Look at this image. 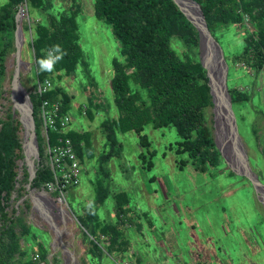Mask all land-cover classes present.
<instances>
[{
	"label": "rangeland",
	"instance_id": "1",
	"mask_svg": "<svg viewBox=\"0 0 264 264\" xmlns=\"http://www.w3.org/2000/svg\"><path fill=\"white\" fill-rule=\"evenodd\" d=\"M93 1L24 0L16 7L22 41L19 80L30 101L40 74L50 81L49 90L66 99L70 121L55 142L69 132L77 133L76 143L69 139L79 146V154L75 153L82 170L79 185L69 187L64 196L68 214L60 207H64L59 201L61 188L51 184L53 180L40 188L29 183L25 131L10 97L17 64L13 30V48L7 52L1 78L0 120L10 112L18 124L19 146L12 148L17 174L8 202L15 214L26 212L31 226L26 244L45 248L42 255L48 260L55 256L54 264H264V192L257 191L234 162L242 157L246 167L238 162L264 185V70L247 60L248 44L255 36L250 17L240 6L239 20L218 28L215 39L227 65L225 84L238 131L233 153L221 145L219 118L206 74L203 84L209 101L203 110V126L217 151V161L201 169L199 161L176 153L178 136L173 127L147 124L142 133L155 155L153 166L146 169L139 159L137 135L119 127L121 113L110 90L112 59L119 58L118 42L109 25L95 17ZM6 2L0 0V6ZM63 13L74 18L72 34L79 57L71 68L56 63L52 71L40 72L37 61L46 49H38L42 28L51 24L52 14ZM46 33L44 39L50 30ZM197 37L196 44L172 37L171 46L184 60L201 64ZM39 167L50 166L38 150ZM39 191L49 198L40 201L41 205L40 197L36 203L33 199ZM82 217L93 223L88 222V231L79 221ZM3 222L0 218V229ZM107 229L113 233L111 251L109 235L102 232V237L97 232ZM93 243L99 251L92 248Z\"/></svg>",
	"mask_w": 264,
	"mask_h": 264
},
{
	"label": "trees",
	"instance_id": "2",
	"mask_svg": "<svg viewBox=\"0 0 264 264\" xmlns=\"http://www.w3.org/2000/svg\"><path fill=\"white\" fill-rule=\"evenodd\" d=\"M23 1L7 0L0 6V86L7 52L13 48L16 7ZM69 1L74 3L76 0ZM195 1L199 3L207 27L217 41L218 28L239 20L241 6L255 28V36L248 44L247 60L264 70V0ZM93 12L98 20L109 25L118 42L119 58L112 59L110 90L114 105L121 113L119 127L122 131L135 132L138 137L141 146L139 159L143 168L150 169L153 166L152 157L155 155L150 150L151 143L147 135L142 133L147 124H152L154 128L173 127L178 136V140L174 142L176 153L186 154L194 163L199 161L201 169H205L204 165L207 163H215L217 151L203 126V110L209 101L208 88L203 84L206 81L205 70L198 62L184 60L171 46L172 37L183 43L196 44L198 31L194 25L173 0H94ZM74 27L73 16L63 13L58 14V17L52 14L51 24H45L42 28L43 39L40 47L38 46L39 50L46 48L42 55L45 57L47 50L53 45H60L66 52L57 66L71 68L79 57V48L73 41ZM47 29L50 30V35L44 39ZM41 77L43 75L40 74L38 79L43 81L44 78ZM57 94V91L49 90L40 97L32 90L30 95L40 157L43 145L37 108L41 99L45 98L61 100L62 108L67 110L66 99ZM17 131L18 124L8 112L0 120V218L4 221L0 229V264H35L31 259V253L35 251L45 260V264H54L55 256L48 260L42 255L47 251L45 248L42 251L26 244L25 238L30 236L31 227L27 222L26 212L15 214L9 210L8 199L17 174L15 155L12 152V148L19 146ZM48 136L49 143L54 144L57 133L50 131ZM66 137L77 142V133L69 132ZM78 149L79 146L76 148L74 145L75 152L79 154ZM154 179L155 177H151V180ZM52 180L51 170L39 167L31 186L40 188ZM39 193L40 191L33 195L34 202ZM40 201L47 202L43 197ZM25 208L29 206L25 204ZM82 218L79 221L88 231L89 223H93ZM97 232L109 235L108 250L111 251L114 248L111 230ZM92 248L99 251L95 243Z\"/></svg>",
	"mask_w": 264,
	"mask_h": 264
},
{
	"label": "bare ground",
	"instance_id": "3",
	"mask_svg": "<svg viewBox=\"0 0 264 264\" xmlns=\"http://www.w3.org/2000/svg\"><path fill=\"white\" fill-rule=\"evenodd\" d=\"M176 1L178 3L179 9L182 10L181 12L185 15V17L187 16L192 22H194V24H196L201 31V65L203 68H205L207 77L209 78L208 84L210 87V93L213 98L212 100L214 103V109L217 112V118H219L217 127H218L219 137L221 138L220 141L222 142L221 145H223V147L227 151L229 148L230 153H233L231 149H232V145L237 146L236 134H238V131L236 127L234 114L229 104L228 96L225 93V88H224V86L226 87L224 82L225 72H224L223 63L219 58V49L217 45L214 43L213 39L209 37L208 34L206 33L197 6L188 0H176ZM214 95H215L216 105L214 102ZM12 97L15 102V105L18 107L19 92L14 91ZM25 117H26V113L23 112L22 119L24 122H27ZM26 124L28 125V123ZM24 138H25L24 149L26 153V158L28 161V165H31L32 164L31 158L34 155V146L30 142L29 135L26 132H24ZM240 153H236V154L240 156ZM222 154L225 155L224 153ZM225 157L227 156L225 155ZM239 160L243 165H245V163L243 162L244 160L241 157L237 159V161L236 160L234 161L235 167L239 169L240 173L249 177V179L252 181L257 191L264 192V185H262L252 173L248 172V170L245 168L246 165L245 167H243V165L238 162ZM30 168L31 167H29V169Z\"/></svg>",
	"mask_w": 264,
	"mask_h": 264
},
{
	"label": "built area",
	"instance_id": "4",
	"mask_svg": "<svg viewBox=\"0 0 264 264\" xmlns=\"http://www.w3.org/2000/svg\"><path fill=\"white\" fill-rule=\"evenodd\" d=\"M50 86L51 83L48 79H44L43 81L37 79L33 85V91L41 97L49 91ZM37 120L39 122L40 133L44 137L45 142L43 152L49 160V168L53 176V182H50L54 186L61 188L59 191V201L64 207L61 205L60 207L64 209L65 214H68L66 210L68 205L64 196L67 194L69 187L79 185L82 170L71 140L68 137H59L54 144H50L48 132L51 131L57 134L64 132L69 124L70 117L68 112L62 108L60 101L44 98L41 99L37 108ZM101 236L103 237L102 234ZM31 259L35 264H45V260L36 251L31 253Z\"/></svg>",
	"mask_w": 264,
	"mask_h": 264
},
{
	"label": "water",
	"instance_id": "5",
	"mask_svg": "<svg viewBox=\"0 0 264 264\" xmlns=\"http://www.w3.org/2000/svg\"><path fill=\"white\" fill-rule=\"evenodd\" d=\"M173 1L178 6L177 1L176 0H173ZM188 1L192 2L193 4H195L197 6V8L199 10L200 17L202 18L203 26H204V29H205L206 33L208 34L209 37H211L213 39L214 43L217 45V47L219 49V58L222 61L223 66H224V72H225L224 82H225L226 72H227V65H226V63L224 61V58H223L222 49H221L219 43L211 35V32L209 31V29L207 27V24H206V21H205V18H204V15H203V12H202V9H201L199 3H197L195 0H188ZM186 18L188 20H190L187 16H186ZM18 20H19V15H17L15 17L16 27H15V34H14V36H15L14 37V45H15V49H16L17 64L15 65V68H14V71H13L12 80H11V99L13 101V108H14V110H18L19 113H20V121H21V123H22V125L24 127V131L29 135V140H30V142L34 146V155L31 158V163L32 164L29 165V167H31L29 169V183H30L32 181V179L34 178L35 173H36V170H37V165H38V145H37V138H36V134H35L34 119H33V115H32V104H31V101H30V99L28 97V92L25 90V88L23 87V85L21 84V82L19 80V75H20V69H19L20 60L18 59V57H19V51H20V47H21V42L22 41H21V39L19 37L20 34H21V29L19 27ZM192 24L194 25V27L198 31L199 41H200L199 44H200V47H201V31L198 28V26L196 24H194V22H192ZM200 56H201V52H200ZM224 88H225V93L228 96L226 87L224 86ZM17 89H19V90H17ZM14 91L15 92L16 91L19 92V97H18V103L19 104H18V107L15 105V102H14L13 97H12V94L14 93ZM228 99H229V96H228ZM229 104H230V107H231L230 99H229ZM23 112L26 113V117L25 118H26V121L27 122H24L23 119H22ZM26 123H28V125ZM223 157L226 159L225 155H223ZM237 173H239V172H237Z\"/></svg>",
	"mask_w": 264,
	"mask_h": 264
},
{
	"label": "clouds",
	"instance_id": "6",
	"mask_svg": "<svg viewBox=\"0 0 264 264\" xmlns=\"http://www.w3.org/2000/svg\"><path fill=\"white\" fill-rule=\"evenodd\" d=\"M66 52L62 50L60 45H53L47 52L46 57L37 61L38 70L40 72H50L54 69L57 62L62 60Z\"/></svg>",
	"mask_w": 264,
	"mask_h": 264
},
{
	"label": "crops",
	"instance_id": "7",
	"mask_svg": "<svg viewBox=\"0 0 264 264\" xmlns=\"http://www.w3.org/2000/svg\"><path fill=\"white\" fill-rule=\"evenodd\" d=\"M38 197H40L39 200H38V203H40V205H41V203H42V202H40L41 197H43L45 200H46V198L49 199L44 193H40V195H38V196L36 197V201H37V198H38ZM52 202H53V201H52ZM42 204H44V203H42Z\"/></svg>",
	"mask_w": 264,
	"mask_h": 264
}]
</instances>
